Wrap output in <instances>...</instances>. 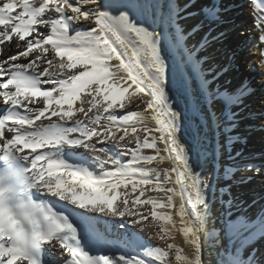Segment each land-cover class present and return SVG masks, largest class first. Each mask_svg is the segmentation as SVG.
I'll return each mask as SVG.
<instances>
[{"label":"snow or ice","instance_id":"obj_1","mask_svg":"<svg viewBox=\"0 0 264 264\" xmlns=\"http://www.w3.org/2000/svg\"><path fill=\"white\" fill-rule=\"evenodd\" d=\"M249 4L254 12L252 28L264 44V5L258 0H249ZM206 8L202 11L211 23L227 24L228 9L223 0H211ZM133 10L158 15L173 33L158 34L154 26L132 22ZM181 12L184 18L190 14L176 0H108L104 5L100 0H0V103L6 109L0 113V161L5 170L0 174V203L33 189L37 200L44 202L43 206L33 205L41 219L32 234L21 236L13 228L0 231V264L126 261L123 256H93L69 247L65 233L77 235L66 214L69 206L104 217L133 218L144 232L166 245L146 252L157 264H203L209 178L190 163L191 148L178 135L179 121L164 89L162 46L167 41L169 46L183 47L186 36L178 22ZM225 35L226 31H221L213 39ZM243 35L251 39V30L246 28ZM207 43L204 39L200 46ZM235 57L233 52L217 76L233 67ZM192 61L189 53L186 62ZM202 62L192 65L198 70ZM199 80L201 91L210 100L207 85L211 82L202 76ZM243 88L244 82L234 92L217 91L216 98L224 102L229 121L235 117L231 106L242 102L246 94L240 92ZM129 89L144 95H130L126 103H114ZM128 105H142L144 111H129ZM193 111L198 112V107ZM235 126L233 123L225 131ZM236 139L239 137H229V144ZM105 143L112 147H97ZM158 143L163 144L172 162L162 176L158 168L149 166L165 158L159 155ZM25 149L29 151L25 153ZM144 149H154L157 155H146ZM69 159L78 162L70 163ZM246 168L257 174L262 171L253 164ZM5 179L13 182L5 185ZM169 184L172 187H167ZM128 185L132 193L139 188L140 195L144 185L165 192L163 207L170 210L163 214L167 225L159 223L161 214L157 211L150 212L153 219L149 221L148 214L137 207L152 205L155 209L156 199L136 196L129 204ZM122 187L123 198L117 202V189ZM228 203L231 205V200ZM259 220L261 226L255 227L256 220L226 217L225 230H240L232 236L239 246L222 257L221 264H264V251L254 246L256 237L264 238V216ZM154 224L157 228L153 233L149 228ZM174 230L183 235L190 254L168 242L174 238ZM133 260L147 264L140 258L126 264H133Z\"/></svg>","mask_w":264,"mask_h":264},{"label":"bare ground","instance_id":"obj_2","mask_svg":"<svg viewBox=\"0 0 264 264\" xmlns=\"http://www.w3.org/2000/svg\"><path fill=\"white\" fill-rule=\"evenodd\" d=\"M72 2L74 3L75 0ZM100 2L104 5L108 0H100ZM189 2L192 4L189 5ZM210 2L211 0H176L181 8L190 13L184 18L185 14L181 12L178 21L186 39L183 41V47H172L165 41L162 55L166 65L164 75L166 101L177 115L180 125L178 135L181 141L191 148L188 155L194 170L202 172L204 177L209 178V186L205 190L208 209L205 215V231L202 233V261L203 264H221V258L228 252H234L239 246V241L233 240L232 236L240 230H225L226 217L239 216L241 219L247 217L256 220L255 227H260L262 222L259 218L264 216V44L258 40L260 33L252 28L254 12L249 0H223L228 9L225 25L213 24L205 17L204 11H207L206 6ZM130 17L136 24L154 26L158 34L173 33V29L160 22L158 15L154 17L133 10L130 12ZM197 25H199L198 30L193 31ZM246 28L251 30V39L243 35ZM221 31H226V35L221 39H213ZM171 38L175 43V36L172 35ZM204 39H207L208 43L201 47V41ZM7 52L5 45V54ZM233 52L236 54L233 67L217 76L220 68L228 63ZM189 53L193 55L191 63L186 62ZM201 60L203 62L198 65L197 70L192 64ZM199 76L211 82L207 85L210 100L206 99L201 91ZM256 77H259V89L256 88ZM242 82L245 83V88L240 89V92L246 94L242 102L231 106V112L235 117L234 121H229L225 116V104L221 99L216 98V94L217 91L234 92L240 88ZM258 90L263 93L257 92ZM240 92L236 94L240 95ZM130 95L139 96L144 93H136L134 89H129L117 96L114 103H126ZM77 104L78 101L74 102L73 106ZM2 105L0 103V113L4 111ZM196 107L198 112L193 111ZM128 110L142 112L144 106L128 105ZM118 111L120 114H125L123 110ZM148 123L154 126L155 122L149 120ZM233 123L236 126L226 132L225 128L231 127ZM139 130L140 126H138ZM229 137H239V139L229 144ZM157 146L161 149L159 155L165 158L154 160L149 166L158 168L162 176L165 168L172 167V162L167 159L163 144L158 143ZM97 147L111 148L112 145L97 144ZM24 151L27 153L29 150ZM144 152L146 155H157L154 149H144ZM69 162L78 161L69 159ZM249 164L260 167L261 174H257L255 170H247L246 165ZM167 187L172 185L169 184ZM143 188L144 193L140 195L139 188L132 193L131 186H127V190L131 193L129 204L131 205V199L136 196H140L142 200H147L149 197L156 199L155 209L152 205H147L146 209L144 205L137 207L148 214L149 221L153 219L150 212L157 211L161 214L159 223L167 225L163 214L170 210L163 207L166 203L165 192L150 185H144ZM221 189L226 191L222 193ZM123 191V187L117 189L120 193L117 202L123 198ZM229 200L231 205L228 203ZM68 214L104 247L107 256L114 258L123 256L126 261L140 258L146 260L147 264H157L147 256L146 252L156 251L157 247H166L163 241L154 239L148 232H144L131 217H104L73 206H69ZM156 228L157 225L154 224L149 231L154 233ZM168 242L176 243L186 254L191 252L183 241V235L175 230L174 238ZM68 246L74 250L84 251L82 248H75L69 244ZM254 246L264 251V238L256 237ZM126 261L121 264H126ZM133 264H136L135 260Z\"/></svg>","mask_w":264,"mask_h":264},{"label":"clouds","instance_id":"obj_3","mask_svg":"<svg viewBox=\"0 0 264 264\" xmlns=\"http://www.w3.org/2000/svg\"><path fill=\"white\" fill-rule=\"evenodd\" d=\"M34 193L35 189L25 190L18 198L0 203V231L13 228L19 235L24 236L32 234V230L39 227L41 213L33 205L43 206L44 202L37 200Z\"/></svg>","mask_w":264,"mask_h":264},{"label":"rangeland","instance_id":"obj_4","mask_svg":"<svg viewBox=\"0 0 264 264\" xmlns=\"http://www.w3.org/2000/svg\"><path fill=\"white\" fill-rule=\"evenodd\" d=\"M245 68H246V66H244V69H245ZM258 78H259V77H256V80H255V81H256V88H257V89L260 88V84H258ZM257 92H259V93H263L262 91H259V90H258Z\"/></svg>","mask_w":264,"mask_h":264}]
</instances>
